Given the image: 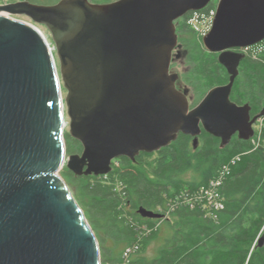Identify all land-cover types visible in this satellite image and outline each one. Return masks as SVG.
I'll return each instance as SVG.
<instances>
[{"label": "water", "instance_id": "obj_1", "mask_svg": "<svg viewBox=\"0 0 264 264\" xmlns=\"http://www.w3.org/2000/svg\"><path fill=\"white\" fill-rule=\"evenodd\" d=\"M211 0H26L0 3V264H100L96 236L59 171L104 175L112 160L154 152L179 133L228 144L253 136L248 103L230 99L241 48L264 39V0H218L202 43L227 74L194 106L170 72L175 21ZM4 13V14H2ZM9 14V15H8ZM68 133L82 146L66 156ZM144 218L161 214L140 206ZM264 235L258 240L261 246Z\"/></svg>", "mask_w": 264, "mask_h": 264}, {"label": "trees", "instance_id": "obj_2", "mask_svg": "<svg viewBox=\"0 0 264 264\" xmlns=\"http://www.w3.org/2000/svg\"><path fill=\"white\" fill-rule=\"evenodd\" d=\"M216 1L188 11L176 24L190 55L191 66L184 77L196 90L192 106L212 87L228 82L217 53L206 51L189 22L198 13L214 12ZM254 49L259 51L246 54L239 64L230 99L248 103L257 114L264 104V47ZM63 137L66 155L81 152L78 140L68 132ZM115 161L106 176L78 175L66 166L59 171L67 185L79 190V197H74L97 237L101 264H121L125 248L135 242L139 247L128 264H264V242L258 245L264 235V145L255 148L250 139L234 135L220 146L219 138L202 130L196 147L192 137L179 133L154 152H139L134 160L120 156ZM224 165L230 170L217 188L221 209H212L208 215L200 204H173L174 199L206 185ZM188 174L191 177L186 178ZM140 206L161 217H142L137 213ZM142 224L151 231L145 234ZM156 239L155 254L145 256L146 247ZM108 241L112 244L107 246Z\"/></svg>", "mask_w": 264, "mask_h": 264}, {"label": "rangeland", "instance_id": "obj_3", "mask_svg": "<svg viewBox=\"0 0 264 264\" xmlns=\"http://www.w3.org/2000/svg\"><path fill=\"white\" fill-rule=\"evenodd\" d=\"M16 1H20V0H0L1 4L4 3H10V2H16ZM108 2H112L115 0H107ZM53 2V0H35L34 3L36 4H51ZM107 2V3H108ZM218 1H216L217 3ZM198 13V12H197ZM9 15V14H8ZM211 13L209 15H200V13H198L197 15H194L192 20H189V22L191 23L192 27L195 29L196 33L198 36H200V43L203 45L202 43V37L209 31L210 27H211V23H212V18H210ZM10 17H12L15 20H19L25 23H28L32 26H34L35 28H37L39 31L41 30V32H43V34L47 35L49 37V40L51 41V36L49 31H47L45 29V26L43 24H39L36 23L34 21H32L31 19H25L19 15H10ZM180 19V18H178ZM177 19V20H178ZM177 20L175 21V26L177 24ZM177 32V31H176ZM177 46L174 48V50L172 51V60L170 63V72L172 73H176L178 75V79L176 81V87L178 89H180L181 91L185 90L187 91V97L189 99V104L190 106L193 105V103H195L196 101V90L194 89V87L189 84L188 82H186L185 80V72H187L191 66V62H190V55H189V50L188 47L185 46V44L183 42H181V34L177 32ZM198 41V38H197ZM53 44V43H52ZM204 46V45H203ZM205 48V47H204ZM55 50V49H54ZM207 51V50H206ZM245 51V50H243ZM253 51H257L256 49L252 48L250 50L245 51V55L249 54V53H253ZM209 52V51H208ZM54 55L56 58V65L57 68L59 67V63H58V59L56 57V53L54 51ZM67 90L63 87V91H62V98L64 99L66 96ZM66 113V110H65ZM65 118V126H64V132H68V116L67 114L64 115ZM263 121H264V117H262L256 124H254V128H258L257 129V133L254 135L253 139L260 143V145H264V141H262V126H263ZM258 135L260 136L258 138ZM68 155H66L65 157H67ZM66 164L63 165V167ZM59 175L61 176L60 172H58ZM186 178L191 177V174L186 175ZM71 193L73 194V196H77L79 197V190L76 189L74 186L72 185H68ZM74 197V198H75ZM161 235V233H160ZM97 239V237H96ZM159 243V239L153 240L150 242V244L146 247L145 250V256L147 257H152L155 254V250L156 247L158 246ZM112 242L108 241L106 242V245H111Z\"/></svg>", "mask_w": 264, "mask_h": 264}, {"label": "built area", "instance_id": "obj_4", "mask_svg": "<svg viewBox=\"0 0 264 264\" xmlns=\"http://www.w3.org/2000/svg\"><path fill=\"white\" fill-rule=\"evenodd\" d=\"M213 14L214 12L211 11L210 18H212ZM253 47L254 45L248 46L243 48L242 50H250ZM116 163L117 162L114 161V164ZM229 170V166L224 165L223 168L219 171L218 175L210 179L206 185L199 187L196 191H193V193L191 194L185 193L183 198L174 199L173 204L176 206L182 203L188 204L191 207L195 206L196 204H200L202 209L205 210L206 214L208 215H210L212 209H221L223 205L221 203L217 188L221 184V181L223 180L224 176L229 172ZM104 176H106V174H104ZM141 228L145 234L151 231V229L148 228L145 224H142ZM139 240L140 237H138V241ZM138 247V242H135L133 245L126 247L123 252V261L121 264H128L130 256L138 249Z\"/></svg>", "mask_w": 264, "mask_h": 264}, {"label": "bare ground", "instance_id": "obj_5", "mask_svg": "<svg viewBox=\"0 0 264 264\" xmlns=\"http://www.w3.org/2000/svg\"><path fill=\"white\" fill-rule=\"evenodd\" d=\"M215 10H216V8H215ZM2 14H4V13H2ZM214 14H215V11H214ZM214 14H213V16H214ZM213 16H212V19H213ZM32 26V25H31ZM40 32H41V30H40ZM42 34H43V32H41ZM43 36L45 37V39L47 40V42L49 43V46H50V49H51V52H52V54H53V57H54V61H55V66H56V69H57V73H58V75H59V67L57 68V65H56V58H55V55H54V46H53V44H52V42L49 40V37L47 36V35H45V34H43ZM252 46V45H251ZM264 47V39H262L261 41H259L258 43H256V44H254V47ZM253 47V48H254ZM259 49V48H258ZM245 51H247V50H245ZM245 51H243L242 50V53L244 54V57H245ZM257 51H259V50H257ZM253 53H255V51H253ZM59 82H60V92H61V97H62V91H63V84H62V81H61V79H60V75H59ZM62 103H63V111H64V115L66 114L65 113V110H66V105H65V101H64V99L62 98ZM263 108V107H262ZM261 111V110H260ZM258 114V113H257ZM256 115V114H255ZM262 117H264V115L263 116H260L259 117V119L258 120H256V122L254 123V124H256ZM254 124H253V126H254ZM65 126V125H64ZM252 126V127H253ZM257 129L258 128H254L253 127V130L255 131V134L257 133ZM259 130V129H258ZM254 134V135H255ZM254 137V136H253ZM253 137H251V138H249L250 140H251V143H252V145L256 148V147H258V145L260 144V143H258V142H256L254 139H253ZM260 137V136H259Z\"/></svg>", "mask_w": 264, "mask_h": 264}, {"label": "clouds", "instance_id": "obj_6", "mask_svg": "<svg viewBox=\"0 0 264 264\" xmlns=\"http://www.w3.org/2000/svg\"><path fill=\"white\" fill-rule=\"evenodd\" d=\"M27 24H28V23H27ZM29 25H30V24H29ZM242 49H243V48L239 49L238 51H242ZM191 107H192V106H191ZM254 134H255V131H254V133H253V136H254ZM253 136H252V137H253ZM250 138H251V137H250ZM114 161H115V159L112 160V163H114ZM111 165H112V164H111ZM62 167H63V166H62ZM60 170H61V169H60ZM100 264H101V262H100Z\"/></svg>", "mask_w": 264, "mask_h": 264}, {"label": "flooded vegetation", "instance_id": "obj_7", "mask_svg": "<svg viewBox=\"0 0 264 264\" xmlns=\"http://www.w3.org/2000/svg\"><path fill=\"white\" fill-rule=\"evenodd\" d=\"M263 105H264V104H263ZM250 114H251V116H253V115L256 114V113H254L252 110H250ZM253 127H254V126H253ZM200 134H201V133H200ZM200 134H199V136H200ZM234 135H236V134H234ZM234 135H233V136H234ZM199 136H198V141H199ZM233 136H232V137H233Z\"/></svg>", "mask_w": 264, "mask_h": 264}, {"label": "crops", "instance_id": "obj_8", "mask_svg": "<svg viewBox=\"0 0 264 264\" xmlns=\"http://www.w3.org/2000/svg\"><path fill=\"white\" fill-rule=\"evenodd\" d=\"M258 146H260V144Z\"/></svg>", "mask_w": 264, "mask_h": 264}]
</instances>
